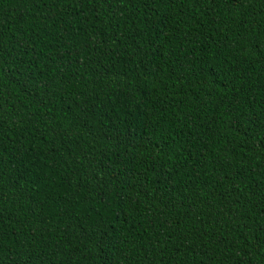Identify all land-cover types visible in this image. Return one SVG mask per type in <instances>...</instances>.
<instances>
[{"label":"trees","instance_id":"obj_1","mask_svg":"<svg viewBox=\"0 0 264 264\" xmlns=\"http://www.w3.org/2000/svg\"><path fill=\"white\" fill-rule=\"evenodd\" d=\"M0 264H264V0H0Z\"/></svg>","mask_w":264,"mask_h":264}]
</instances>
